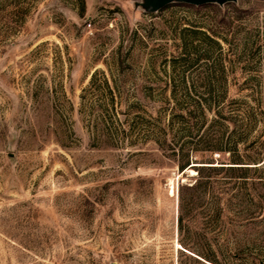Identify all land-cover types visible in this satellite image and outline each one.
Wrapping results in <instances>:
<instances>
[{
  "label": "rangeland",
  "instance_id": "374dc122",
  "mask_svg": "<svg viewBox=\"0 0 264 264\" xmlns=\"http://www.w3.org/2000/svg\"><path fill=\"white\" fill-rule=\"evenodd\" d=\"M144 3L0 0V264H264V0Z\"/></svg>",
  "mask_w": 264,
  "mask_h": 264
},
{
  "label": "trees",
  "instance_id": "16d2710c",
  "mask_svg": "<svg viewBox=\"0 0 264 264\" xmlns=\"http://www.w3.org/2000/svg\"><path fill=\"white\" fill-rule=\"evenodd\" d=\"M186 79H183L182 83L185 84ZM179 97H181V95L178 96V94H176L175 91L171 92V99L173 100L174 104H175V108L178 110H183V113H177V114H172L171 118H169L168 122H167V129H162V132H166V130L172 131L173 128L175 127V120H177V123H179V125H181V127L184 126L183 130H185V133L189 136L191 135H195L197 137H199V140H197L195 146L199 147V145H201L202 147H204L203 149L206 150V148L209 150L211 149L210 146V140L207 138V135L204 136H200V130L203 128V126H205V122H206V116H205V112L208 111L210 109V105L208 104L209 100L207 98H205L204 96L201 95H197L195 93H191V92H186L183 94L184 97V101L182 102V100H179ZM185 103V104H183ZM184 105V106H183ZM124 132V130H123ZM207 134V133H206ZM201 147V148H202ZM213 149V148H212ZM212 151V150H210ZM218 151L223 152L225 150L223 149H219ZM191 158L188 157L186 158L185 162H182V165H179L178 168L180 169V171L185 170L186 168H188L190 166L191 162ZM243 160L241 158H236L233 163H230L232 165H256V163H241ZM210 165L208 166H200L197 168V171L200 172V170L202 168H208L211 170H215L214 168H217L216 166H213V163H208ZM226 167L229 169H234V168H245V169H249V167ZM220 168H224V167H220ZM180 208V205H179ZM179 224H180V218L178 219Z\"/></svg>",
  "mask_w": 264,
  "mask_h": 264
},
{
  "label": "water",
  "instance_id": "95a60500",
  "mask_svg": "<svg viewBox=\"0 0 264 264\" xmlns=\"http://www.w3.org/2000/svg\"><path fill=\"white\" fill-rule=\"evenodd\" d=\"M144 1H145L144 5L146 7H149L152 11H158L173 2L184 3L192 6H201L204 4H213V3L222 5L226 2H234L236 0H144Z\"/></svg>",
  "mask_w": 264,
  "mask_h": 264
}]
</instances>
